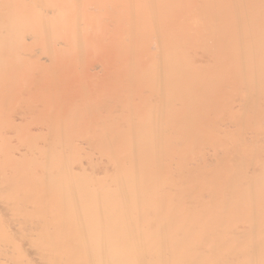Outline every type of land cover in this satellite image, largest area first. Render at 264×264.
Returning <instances> with one entry per match:
<instances>
[{"label": "bare ground", "instance_id": "obj_1", "mask_svg": "<svg viewBox=\"0 0 264 264\" xmlns=\"http://www.w3.org/2000/svg\"><path fill=\"white\" fill-rule=\"evenodd\" d=\"M0 264H264V0H0Z\"/></svg>", "mask_w": 264, "mask_h": 264}]
</instances>
